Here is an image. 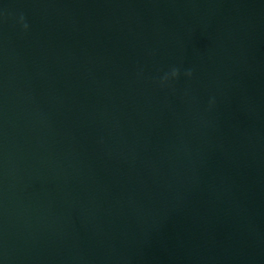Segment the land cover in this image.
Returning a JSON list of instances; mask_svg holds the SVG:
<instances>
[{"label": "water", "instance_id": "water-1", "mask_svg": "<svg viewBox=\"0 0 264 264\" xmlns=\"http://www.w3.org/2000/svg\"><path fill=\"white\" fill-rule=\"evenodd\" d=\"M0 264H264V0H0Z\"/></svg>", "mask_w": 264, "mask_h": 264}, {"label": "clouds", "instance_id": "clouds-1", "mask_svg": "<svg viewBox=\"0 0 264 264\" xmlns=\"http://www.w3.org/2000/svg\"><path fill=\"white\" fill-rule=\"evenodd\" d=\"M176 74H177V70H176L175 68H173V69L171 70L170 75L173 76V77H175ZM186 74L190 75V72H188V73H186Z\"/></svg>", "mask_w": 264, "mask_h": 264}]
</instances>
